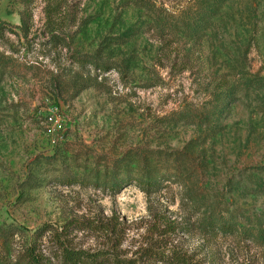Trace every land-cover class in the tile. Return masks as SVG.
I'll return each instance as SVG.
<instances>
[{
    "label": "rangeland",
    "instance_id": "rangeland-1",
    "mask_svg": "<svg viewBox=\"0 0 264 264\" xmlns=\"http://www.w3.org/2000/svg\"><path fill=\"white\" fill-rule=\"evenodd\" d=\"M155 1L181 16L199 0ZM140 15L127 0H0V53L20 64L0 82V254L13 264H32L29 251L63 264L62 243L113 253L105 264H164L151 256L161 249L188 264H264V240L244 232L264 231V174L252 169L264 165V0H229L198 42L148 32L116 44ZM80 54L115 68L81 66ZM70 70L99 88L54 91ZM245 80L217 124L166 125ZM148 171L175 179L153 192L126 181ZM213 214L240 232H208Z\"/></svg>",
    "mask_w": 264,
    "mask_h": 264
},
{
    "label": "trees",
    "instance_id": "trees-1",
    "mask_svg": "<svg viewBox=\"0 0 264 264\" xmlns=\"http://www.w3.org/2000/svg\"><path fill=\"white\" fill-rule=\"evenodd\" d=\"M134 8L140 12L139 26H134L135 32L130 37L124 35L116 39V44L122 45L130 41L131 37L139 36L148 32L156 33L161 38L175 37L180 35L183 38L193 40L195 42L206 39L208 32L214 27L215 20L218 18L220 11L229 2V0H199L195 8H191L189 11L185 10L181 16L169 11L162 3H158L155 0H127ZM26 25V23H23ZM75 62L81 66L90 65L95 70H101L109 72L115 67L110 61H102L96 54H80L75 55ZM20 67L18 61L13 58L0 53V82L3 81L6 76V72L9 69L19 71ZM251 80H245L244 85L239 83L233 84L229 87H221V91L217 92V97L212 103L210 109L207 112L199 113L191 108H183L174 111L170 115L164 118L166 125H178V124H199L207 125L217 124L221 117L226 112L229 106L236 103V94L242 91V88H248ZM54 91H58L61 94L68 92L70 89L74 90L75 95L79 94L88 88H99L98 76L91 77V74L84 71L70 70L67 75L55 76L52 83ZM247 85V86H246ZM180 157L173 159L179 163L183 153L178 152ZM55 158V157H53ZM150 159L147 157L139 158V166L144 165L148 167ZM184 161V160H183ZM151 163H149V166ZM252 169L258 173L264 174V165L254 166ZM94 180L98 187H106L113 191L119 188L121 182L113 180L112 182L106 177L104 180ZM127 176L126 181L134 180L139 182V185L148 192H153L160 188L163 178L153 173V171L144 172L143 175H139V178ZM164 178H168L166 181L175 179V175H167ZM163 178V179H164ZM177 178V177H176ZM112 180V179H111ZM86 178L80 176H74L71 184L84 185ZM111 182V183H110ZM93 183V184H95ZM236 219H230L223 217L221 214L210 215L203 223V227L208 232L214 234L227 233L234 234L240 232L241 228L237 225ZM250 238H260L264 240V231L256 232L253 229H247L244 231ZM59 252H55L56 258L63 264H105L109 263L113 257V253L107 251H101L97 253H90L82 250H75L67 247L64 243L61 244ZM151 256L160 263L164 264H188L185 256L175 250H154L151 251ZM32 264H40V257L35 251L28 252ZM116 258V257H115ZM17 262V261H16ZM0 264H13L5 256L0 254Z\"/></svg>",
    "mask_w": 264,
    "mask_h": 264
}]
</instances>
